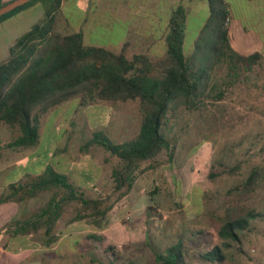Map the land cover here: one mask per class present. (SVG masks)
Here are the masks:
<instances>
[{
    "label": "trees",
    "instance_id": "obj_1",
    "mask_svg": "<svg viewBox=\"0 0 264 264\" xmlns=\"http://www.w3.org/2000/svg\"><path fill=\"white\" fill-rule=\"evenodd\" d=\"M61 1L32 0L0 17L2 23L35 3L43 6L42 19L9 46L7 59L0 63V122L18 131L7 147H35L39 143L41 117L66 101L78 99V107L93 104L115 107L135 101L141 120L134 138L116 144L104 131L98 130L79 147L81 153L87 154L96 146L119 160L120 165L112 169L111 178L114 190L124 189V194L131 190L141 163L152 161L163 151L169 162L173 160L175 147L168 137V127L170 119L175 118L180 109L192 112L209 98L222 99L223 92H216L213 84L215 71L225 66L228 79L235 76L238 65L247 71L261 61L259 53L244 57L230 46L226 0H205L208 19L193 50L186 56L183 53L185 12L182 6L176 7L165 37V57L156 61L142 53L128 58L124 48L115 53L103 47L85 46L81 33L56 32L54 24ZM237 167L238 164L231 168V173ZM150 168H154L153 165ZM263 182L264 172L253 167L241 185L234 188L235 196L241 199L261 188ZM47 191H63V197L59 203L55 193L31 218L33 226L35 219L38 224L42 220L46 245L56 240L53 230L60 219L62 204L75 200L81 211L92 212L100 204L99 200L85 198L65 175L48 165L39 176L10 184L8 194L0 202H20ZM257 216L254 211H248L243 217L226 219L218 230L222 247H230L231 242L239 243L241 233ZM83 218L85 214L80 212L72 221ZM86 238L102 241L96 235ZM222 247L215 246L201 253L200 258L221 264L226 259ZM103 251L112 253L113 248L109 246ZM155 263L189 264L182 241L155 253Z\"/></svg>",
    "mask_w": 264,
    "mask_h": 264
},
{
    "label": "rangeland",
    "instance_id": "obj_2",
    "mask_svg": "<svg viewBox=\"0 0 264 264\" xmlns=\"http://www.w3.org/2000/svg\"><path fill=\"white\" fill-rule=\"evenodd\" d=\"M226 3L234 31L244 24H255L259 12H264L262 7L255 8V3L247 0H226ZM190 7L183 45L185 56L193 50L201 27L209 16L205 0H196ZM147 13L150 15L151 12L148 10ZM111 25L106 18L100 25L91 28L90 43L117 51L121 34L116 25ZM226 73L223 66L215 71L213 78L216 92H223L225 102L218 103L209 98L196 110L180 109L175 118L170 119L168 137L175 147L171 162L163 151L152 161L141 163L134 174L131 190L125 194L122 193L124 189L114 190L113 181L109 185L87 190L77 187L85 198L100 201L95 212L81 211L80 204L75 200L61 205L60 222L75 223L81 227L80 231L88 230L87 235L102 239L101 242L88 241L86 237L78 239L73 245L74 254H69L67 262L156 264L155 253L181 240L189 264H219L202 260L200 254L215 246L222 247L218 230L226 219L243 217L248 211H254L258 216L250 220L249 228L240 235V242H231L228 248L222 247L226 259L221 264H264L263 188L241 199H237L234 190L245 180L251 168L261 162L257 151L248 152L264 140V124L254 122L249 115L238 116L234 111L228 99L233 98L236 91L228 85ZM255 79L259 78L255 76ZM212 94L215 95V92ZM257 108L252 110L258 112ZM113 114L117 120L128 118V127L125 134L109 132L110 139L119 144L134 138L141 120L137 102L119 104L113 108ZM52 124L53 121L50 122ZM71 125L65 128L64 123H59L56 130L63 132L64 136L72 132L66 140V148L73 157L84 155L79 147L92 132L105 131L100 123L81 127L73 119ZM17 134V129L0 122V182L11 183L24 173H38L45 168L46 154L40 150L39 156L20 158L13 169L7 173L2 171L5 168L4 159H9L14 151L7 144ZM45 141L44 136L42 142ZM62 142L64 140L60 139L59 143ZM89 150L94 159L100 160L108 155L96 146ZM109 158L104 166L115 168L120 165L116 157ZM236 164V171L231 173ZM47 165L50 166V162ZM151 165L154 168H150ZM55 193L58 202L62 203L63 191H47L38 197V205L41 203L44 207ZM80 212L85 214V218L72 221ZM109 246L113 251L105 254L103 249ZM59 262L63 263V260Z\"/></svg>",
    "mask_w": 264,
    "mask_h": 264
},
{
    "label": "crops",
    "instance_id": "obj_3",
    "mask_svg": "<svg viewBox=\"0 0 264 264\" xmlns=\"http://www.w3.org/2000/svg\"><path fill=\"white\" fill-rule=\"evenodd\" d=\"M11 1L13 0H0V7ZM194 1L196 0H62L55 18L54 29L62 35L81 33L85 46L103 47L90 43V30L107 18L111 26L116 25L119 28L118 32L121 36L116 45L117 51L103 48L115 53H119L124 48L128 58L142 53L156 61L165 57V37L172 11L182 6L187 20L190 5ZM247 2L255 3V8L262 7L264 11V0H247ZM148 10L151 12L150 15L147 13ZM263 15L264 12L260 11L255 24H244L237 31L232 30V18L229 15L227 26L229 43L236 53L244 57L254 53L261 55L259 64L247 71L242 65H238L235 76L226 78L228 85L234 87L236 91L235 96L228 99L234 111L239 114L238 116H251L252 120L260 125L261 122L264 124ZM42 17L43 6L41 3H35L0 23V62L7 59L9 46ZM255 76L259 79H255ZM217 102L223 103L225 98ZM77 104L78 99H72L44 114L40 119L39 143L29 149H12L14 151L10 153V158L4 159L5 168L2 171L7 173L13 169L20 158L39 156L41 150L47 158L45 167L50 162V166L56 172L65 175L74 186L80 189L87 190L111 184L113 167L104 166V162L109 161L111 155L108 153L105 158L94 159L90 156L89 150L82 157L78 155L73 157L66 148V140L72 132L68 130L69 132L64 136L63 132L56 130V126L64 123L65 128H70L73 119H76L81 127L85 124L91 126V124L100 123L104 127V132L110 136L111 131L127 133L128 118L123 117L117 120L113 114L114 107L109 105L93 104L78 107ZM253 108L259 111H253ZM51 121H53L52 125H50ZM44 136L46 141L42 142ZM60 139L64 142L59 143ZM34 148H36L35 151L27 152ZM256 151L261 162L254 167L264 172V140L248 153ZM16 155L19 156L16 157ZM44 169L38 173H24L11 183L0 182V200L8 194L10 184L24 182L25 178L26 180L35 178L42 174ZM261 185L263 188L261 194L264 198V182ZM41 194L20 202H0V264H74L67 262L66 259L70 253L74 254L72 249L77 240L85 238L89 231L85 229L80 231L81 227L76 226L75 223L65 224L66 222H60V218L53 230L56 240L46 245L47 238L44 236L45 228L42 220L38 224L35 219V226H33V221L31 217L29 218L38 212V208H42L41 203L38 205V197ZM62 260L63 263H60L59 261Z\"/></svg>",
    "mask_w": 264,
    "mask_h": 264
},
{
    "label": "water",
    "instance_id": "obj_4",
    "mask_svg": "<svg viewBox=\"0 0 264 264\" xmlns=\"http://www.w3.org/2000/svg\"><path fill=\"white\" fill-rule=\"evenodd\" d=\"M32 0H13L0 7V17Z\"/></svg>",
    "mask_w": 264,
    "mask_h": 264
},
{
    "label": "built area",
    "instance_id": "obj_5",
    "mask_svg": "<svg viewBox=\"0 0 264 264\" xmlns=\"http://www.w3.org/2000/svg\"><path fill=\"white\" fill-rule=\"evenodd\" d=\"M228 22V20H226V23ZM253 251V250H252Z\"/></svg>",
    "mask_w": 264,
    "mask_h": 264
}]
</instances>
